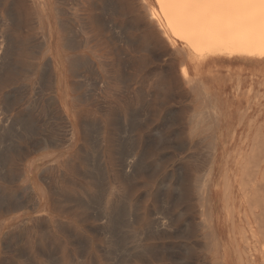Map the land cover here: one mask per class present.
<instances>
[{
  "label": "rangeland",
  "instance_id": "obj_1",
  "mask_svg": "<svg viewBox=\"0 0 264 264\" xmlns=\"http://www.w3.org/2000/svg\"><path fill=\"white\" fill-rule=\"evenodd\" d=\"M11 1L13 8L16 6L14 10L20 13L19 27H11ZM40 8L33 0H0V42L3 38L7 39L2 42L6 50L10 49V54L11 45L9 47L7 42L11 33L25 44L23 53L16 57L20 68L11 71L9 61V67L0 72V109L10 112L9 116L13 117L12 123L15 126L7 123L11 135L9 133L6 142L1 145L4 150L10 147L5 150L7 156L0 149V162L4 161L0 163V174L3 169L6 172V176L1 175L3 179L0 177V193L11 194L13 203L8 206L0 200L3 207L0 206V264H33L39 260L41 264H119L121 261V264H218L213 252L208 250L207 231L202 226V204L196 193L201 190L200 185L205 184L210 167L214 175L205 191L208 193L210 211L214 212L219 225L215 235L223 248L227 249V253L222 254L225 256V264H263L264 252L260 245L255 244L256 239H252L251 248L243 242L244 253L239 254L226 231L243 227L248 215L255 222L257 220V224L259 222L264 226V211L261 207L264 206V172H256L252 182L262 193L256 188L259 197L249 200L246 192L242 191L244 185L243 179L240 180L242 169L239 164L244 155L256 149V143L259 147L264 145V60L244 55L199 59L189 54H177L159 36L150 39V29L140 17L134 0H46V8ZM67 23L77 31L78 39L83 40L73 51L64 46L66 33L62 26ZM42 26L47 27V30L53 28L56 41L61 43L71 99L70 109L75 115V121L59 105L50 102L52 94L46 90L43 59L37 50L42 40ZM146 42L151 43L148 51L142 50L140 46ZM86 56L93 58L95 72L87 66H76L72 73V60H77L79 65ZM100 56L104 58L100 59ZM182 64L188 66L196 81L194 87L184 83ZM96 79L97 83L91 82ZM197 86L200 87L196 89ZM54 90L56 92V85ZM213 108L222 113L221 122H224L217 133L206 125L208 111ZM225 119L233 120L231 131L226 128ZM14 121L22 123L18 125ZM132 126L136 127L132 129ZM127 129L128 132L130 129L129 133ZM126 143H130L128 146L132 149ZM260 150L264 154V148ZM131 160L137 163L134 168ZM85 170H89L93 176L89 177L88 172H83ZM83 173L88 174L85 176ZM225 174L229 175L228 178ZM228 183L233 184V189L226 196L224 192ZM41 191L45 193L44 204L33 207L34 201L44 197ZM67 195L69 199L65 197ZM80 197L84 200H78ZM120 200L123 203H118ZM250 202L252 205H249ZM46 206L47 211H42ZM118 206L122 216H118ZM156 210H161V214ZM256 214H261L258 216L263 220ZM119 217H124L121 218L124 221ZM124 223H130V227L128 224L124 226ZM158 223L160 227L162 225L161 228H158ZM145 228L148 234L144 233ZM135 238L141 241L137 243ZM106 240H111L115 245ZM119 245L123 247L122 250ZM113 248L118 249L120 254L117 255ZM57 258L61 262H57Z\"/></svg>",
  "mask_w": 264,
  "mask_h": 264
},
{
  "label": "bare ground",
  "instance_id": "obj_2",
  "mask_svg": "<svg viewBox=\"0 0 264 264\" xmlns=\"http://www.w3.org/2000/svg\"><path fill=\"white\" fill-rule=\"evenodd\" d=\"M70 1V0H69ZM105 1V0H104ZM34 3H36L37 5L41 6L40 10H44L46 8V0H33ZM72 2V0H71ZM80 3V2H78ZM61 4V3H60ZM73 4V3H72ZM134 4L136 5V8H137V11L140 15V17L145 21L146 23V26L150 29V39L152 40V38H156V37H160L168 46H171L175 51L176 53L178 54H189V55H192L194 56L195 58H199V59H204L208 56H236V55H244V56H248V57H254V58H258L260 60H264V0H134ZM11 27L12 26H15V27H19L20 24H21V19H20V13L17 12L16 10H14V7L13 8V2L11 1ZM18 5V4H17ZM116 5V4H115ZM103 6L105 7L106 5L103 4ZM108 6V5H107ZM114 6V5H113ZM69 7V6H68ZM79 7V6H78ZM108 8V7H106ZM116 8V7H115ZM17 9V8H16ZM111 9V8H110ZM113 9V8H112ZM106 10V9H105ZM115 10V9H114ZM60 11V10H59ZM109 11V9L107 10ZM117 11V10H116ZM114 12V11H113ZM8 13V12H7ZM10 13V12H9ZM67 13V11L65 12ZM70 12L68 11V14ZM6 13H4V17H6L5 15ZM60 14V13H59ZM72 15V14H70ZM76 16V15H75ZM107 18V16H105ZM9 18V17H8ZM24 18V17H22ZM78 18V17H77ZM71 19V18H70ZM108 19V18H107ZM1 20V19H0ZM5 20V19H4ZM8 21V19H6ZM5 20V21H6ZM103 20V19H102ZM101 20V21H102ZM6 21V22H7ZM62 21V20H60ZM1 22V21H0ZM6 22L4 24H6ZM42 23V21H41ZM63 23V22H61ZM70 23V22H69ZM84 23V22H83ZM81 23V24H83ZM107 23V22H106ZM111 23V22H110ZM3 24V25H4ZM77 23H75L76 25ZM80 24V25H81ZM86 24V23H85ZM102 24V23H101ZM112 24V23H111ZM42 25V24H41ZM71 25V24H70ZM68 23L67 24H63V30L64 32L66 33V37L64 38V46L69 49V50H74L76 48V45L78 46L82 41H80V39H78V36H77V31L71 27ZM82 26V25H81ZM105 26V25H104ZM108 26V25H107ZM106 26V27H107ZM110 26H113V25H110ZM3 27V26H2ZM8 27V26H6ZM119 27V26H118ZM1 28V26H0ZM80 28V27H79ZM84 28V27H83ZM109 28V26H108ZM111 28V27H110ZM114 28V27H112ZM117 28V26H116ZM125 28V27H124ZM130 28V27H129ZM82 29V28H81ZM118 29V28H117ZM128 29V28H127ZM1 30V29H0ZM41 33H42V36H41V41L40 43L38 44L37 46V50H38V54L42 55V59H43V71H44V76H45V83H47L46 85V90L49 91L52 96L50 97V102L52 101V104L53 105H59L62 110H64V112L69 116V118L73 121H75V115L73 114V112L71 111L70 109V93H69V87H68V79H67V75H66V70H65V67H64V64H63V59H62V48H61V43L56 41V35H55V31L53 28H50L49 30H47V27H41ZM62 30V29H61ZM62 30V31H63ZM131 30V29H130ZM112 31V29H111ZM3 33V32H1ZM39 33V32H38ZM81 34V33H80ZM117 34V33H116ZM86 35V34H84ZM84 35H82L84 37ZM10 37V36H9ZM8 37V42H7V45L9 44V47L11 45V54H10V49H7L4 47V41L6 38H3V40L0 42V72L2 70H4L5 67H9V61H11V71H14L15 69H19L20 67L18 66V61L16 60V57L19 56L20 54L23 53L24 49V41L21 40V39H17L16 36H14L12 33H11V39ZM88 37V36H86ZM84 37V38H86ZM116 39V38H115ZM7 41V39H6ZM35 41V40H34ZM92 41V40H91ZM118 41V39H117ZM127 44V43H126ZM120 45V44H119ZM129 45V44H128ZM127 45V46H128ZM86 46V45H85ZM131 46V45H130ZM142 47V50H147L150 46H151V43L150 42H146L145 44L143 45H140ZM160 48V46H159ZM148 51V50H147ZM174 51V52H175ZM175 54V53H174ZM11 55V56H10ZM123 55V54H121ZM11 57V58H10ZM104 58V56H100V59L101 58ZM144 57V56H143ZM31 59V58H30ZM80 59V58H78ZM109 59V58H108ZM79 61V60H78ZM107 62V61H106ZM105 62V63H106ZM72 73L75 72L74 68L76 66H80V68L83 66H87L88 68L92 69L94 72H95V68H96V64L95 62L93 61V58L91 57H88L86 56L84 58V60L82 62H79V65H77V60L73 59L72 60ZM125 64V63H124ZM104 65V64H103ZM109 66V65H108ZM126 66V65H125ZM101 69V68H100ZM166 69V68H165ZM7 70V69H6ZM9 70V69H8ZM103 71V70H101ZM93 72V73H94ZM104 73V72H103ZM177 74V73H176ZM90 75V73H89ZM94 75V74H93ZM152 76V75H151ZM181 76H182V79L184 81V83L186 84V86H190V87H194L196 85V81L193 80L192 76H191V73L189 71V68L188 66H186L185 64L183 65L182 64V68H181ZM43 77V76H42ZM149 77V76H148ZM153 77V76H152ZM157 77V76H156ZM167 77V76H166ZM44 78V77H43ZM163 78V76H162ZM25 79V78H24ZM23 79V80H24ZM95 79V78H94ZM98 79V78H97ZM97 79L95 81H91V82H96ZM129 79V78H128ZM100 80V78H99ZM98 80V82H99ZM126 80V79H125ZM128 81V80H127ZM155 81V80H154ZM129 82V81H128ZM131 82V81H130ZM151 82V80H150ZM148 82V83H150ZM56 83V84H55ZM97 83V82H96ZM203 83V82H202ZM80 84V83H79ZM95 84V83H94ZM140 84V83H139ZM55 85H56V92H55ZM98 85V84H97ZM116 85V84H115ZM145 85V84H144ZM158 85V83H157ZM96 86V85H95ZM138 86V85H137ZM162 86H163V83H162ZM73 87V86H72ZM89 87V86H88ZM189 87V89H190ZM200 86H197V88H199ZM99 88V87H98ZM150 88V87H149ZM203 88V87H202ZM22 89V88H21ZM27 89V88H26ZM34 89V88H33ZM36 89V88H35ZM79 89V88H78ZM138 89V88H137ZM44 90V89H43ZM142 90V89H141ZM41 92V91H40ZM95 92V91H94ZM161 92V91H160ZM190 92V91H189ZM136 93V92H135ZM150 93V92H149ZM204 93V92H203ZM89 94V93H88ZM137 94V93H136ZM205 94V93H204ZM142 95V94H141ZM171 95V94H170ZM92 96V95H91ZM131 96V95H130ZM144 96V95H143ZM86 97V96H85ZM139 97V96H138ZM137 97V98H138ZM145 97V96H144ZM173 97V96H172ZM34 98V97H33ZM89 98V97H88ZM87 98V99H88ZM10 99V98H9ZM142 99V98H141ZM1 100V99H0ZM145 100V99H144ZM7 101V100H6ZM121 101V100H120ZM204 102V100H202ZM9 102V100L7 101ZM11 102V101H10ZM9 102V103H10ZM28 102V101H27ZM142 102V101H141ZM147 102V101H146ZM208 102V101H207ZM102 103V102H101ZM210 103V102H208ZM10 105V104H9ZM35 105V104H34ZM36 106V105H35ZM140 106V104H139ZM190 107V106H189ZM33 108V107H32ZM184 109V108H183ZM139 110V109H138ZM182 110V109H181ZM145 112V111H144ZM10 113V112H9ZM9 113H7V109H3L1 108L0 109V149L2 148V144L3 142L5 143V138L7 137V135L10 133L11 135V128H9L10 126H14V124L12 123L13 122V117L9 116ZM222 113L219 112L217 109L213 108V109H210L208 111V114H207V122H206V125H207V128L208 129H212L213 132H216L218 131V129H220L221 127H223V124L224 122H221V115ZM53 115V114H52ZM127 115V114H126ZM142 115V114H140ZM144 115V114H143ZM164 115V114H163ZM169 115V114H168ZM171 115V114H170ZM147 116V115H146ZM172 116V115H171ZM173 117V116H172ZM128 118H130V115H128ZM144 118V117H143ZM168 118V117H167ZM57 119V118H56ZM146 119V118H145ZM122 120V119H121ZM140 120V119H139ZM168 120V119H167ZM174 120V118H173ZM128 122V120H126ZM189 121V120H188ZM14 122H17L18 121H14ZM21 122V121H20ZM126 122V124H127ZM130 122V121H129ZM139 122V121H138ZM191 122V121H190ZM188 122V123H190ZM7 123H12L10 126L7 125ZM16 123V124H17ZM22 123V122H21ZM21 123H18V125ZM34 123V122H33ZM131 123V122H130ZM129 123V124H130ZM166 123V122H165ZM187 123V124H188ZM202 123V122H201ZM241 123V122H240ZM140 124H141V121H140ZM140 124H136V125H140ZM143 124V123H142ZM141 124V125H142ZM170 124V123H168ZM225 124H226V128L231 131V128L233 126V120L231 119H225ZM17 125V126H18ZM32 125V124H31ZM30 125V126H31ZM46 125V124H45ZM134 125H135V122H134ZM16 126V128H17ZM51 126V125H50ZM53 126V124H52ZM60 126V125H59ZM127 126V125H126ZM163 126V125H162ZM165 126V125H164ZM196 126V125H195ZM28 127V126H27ZM26 127V128H27ZM58 127V126H57ZM119 127V126H118ZM121 127V126H120ZM129 126H127L128 128ZM134 126H132V129H133ZM136 127V126H135ZM134 127V128H135ZM197 127V126H196ZM15 128V129H16ZM19 128V127H18ZM30 128H33V127H30ZM56 128V127H55ZM93 128V126H92ZM91 128V129H92ZM95 128V127H94ZM93 128V129H94ZM98 128V126H97ZM125 128V127H124ZM160 128H161V125H160ZM165 128V127H164ZM195 128V127H194ZM14 129V130H15ZM21 129V128H20ZM20 129H18V132L19 134L21 133L20 132ZM29 129V128H27ZM51 129H53L51 127ZM50 129V130H51ZM131 129V130H132ZM207 129V130H208ZM17 130V129H16ZM55 130V129H54ZM58 130V129H57ZM122 130V129H121ZM160 130V129H159ZM31 131V130H30ZM70 131V130H69ZM88 131V130H87ZM91 131V130H90ZM126 131V129L124 130ZM195 131V129H194ZM29 132V131H28ZM43 132V131H42ZM127 132H128V129H127ZM129 132H130V129H129ZM128 132V133H129ZM156 132V130H155ZM126 133V132H125ZM126 133V134H128ZM215 133V134H216ZM93 133H91L92 135ZM158 134V132H157ZM34 135V134H33ZM125 135V134H124ZM123 135V136H124ZM21 136V134H20ZM94 136V135H93ZM116 136V135H115ZM123 136H119V137H123ZM127 136V135H126ZM133 136V135H132ZM200 136V135H199ZM11 137V136H10ZM16 137V135H15ZM22 137V136H21ZM96 137V136H95ZM98 137V136H97ZM96 137V138H97ZM134 137V136H133ZM172 137V136H171ZM17 138V137H16ZM49 138V137H48ZM94 138V137H93ZM126 138V137H125ZM132 138V137H131ZM130 138V139H131ZM7 139V138H6ZM36 139V138H35ZM122 139V138H121ZM165 139V138H163ZM215 139V136L214 138ZM34 140V138H33ZM123 140V139H122ZM143 140V139H142ZM162 139H160L161 141ZM172 140V139H171ZM203 140V138H202ZM201 140V141H202ZM9 141V140H8ZM13 142L15 141L14 140V136H13ZM35 141V140H34ZM33 141V142H34ZM94 141V140H93ZM92 141V142H93ZM121 141V140H120ZM130 141V140H129ZM134 141V140H133ZM150 141V140H149ZM165 141V140H163ZM261 140H259L258 143H260ZM31 142V143H33ZM68 142V140H67ZM104 142V141H103ZM125 142H128L127 140ZM135 142V141H134ZM166 142L168 143V141L166 140ZM257 142V141H255ZM118 143V142H117ZM122 143V142H120ZM130 143H133V142H130ZM129 143V144H130ZM136 143V142H135ZM154 143V142H153ZM165 143V142H164ZM174 143V142H173ZM176 143V142H175ZM8 143H6L7 145ZM123 144V143H122ZM127 146L129 145L128 143H126ZM186 144V143H185ZM200 144V143H199ZM209 144V143H208ZM17 145V144H16ZM134 145V144H133ZM198 145V143L196 144ZM212 145V144H211ZM254 145V144H253ZM121 146V145H120ZM124 146V145H123ZM147 146V144L145 145ZM175 146V145H174ZM195 146V145H194ZM208 147L210 145H207ZM214 146V145H212ZM211 146V147H212ZM252 146V145H251ZM6 147V146H5ZM19 147V146H18ZM95 146H93L94 148ZM126 147V145H125ZM129 148H131L130 146H128ZM134 147V146H133ZM178 147V146H177ZM256 143V149H253V150H250L249 153H247V155H244L242 161L239 163L240 164V167L242 169V173H241V179H243V187H242V191L244 190V192H246V196H247V199L251 200V199H254L256 198L258 194L262 193V191L260 190V188L256 187L257 189H259V191H257V189L253 186L252 182L254 181L253 178H256L255 177V174L257 172L259 173H262L264 172V154L262 153V151L260 150V148H264V145L263 147H259ZM15 148V147H13ZM10 149V147H6L5 150H8ZM16 149V148H15ZM18 149V148H17ZM24 149V148H23ZM127 149V148H125ZM132 149V148H131ZM137 149V148H136ZM209 149H213V148H210ZM2 150H4L2 148ZM4 150V151H5ZM13 150V149H11ZM122 150V148H121ZM128 150V149H127ZM130 150V149H129ZM201 150V149H200ZM1 151V150H0ZM16 151V150H15ZM18 151V150H17ZM16 151V152H17ZM123 151V150H122ZM133 151V150H132ZM9 152V151H8ZM127 152V151H126ZM128 152H131V151H128ZM135 152V151H134ZM143 152V151H142ZM145 152V151H144ZM210 152V151H209ZM2 153V152H1ZM6 153V155H5ZM4 153V156H7V151H5ZM88 153V152H86ZM118 153V152H117ZM121 153V152H120ZM209 154V153H208ZM127 155V154H126ZM130 155V153H129ZM141 155V154H139ZM189 155V154H188ZM194 155V153H193ZM200 155V154H199ZM210 155V154H209ZM208 155V156H209ZM123 156V154H122ZM134 157V153L132 155ZM138 156V155H137ZM167 156V155H166ZM179 156V155H178ZM187 156V155H186ZM2 157H3V154H2ZM44 157V156H43ZM132 157V158H133ZM139 157V156H138ZM144 157V156H143ZM176 157V156H175ZM189 157H191L189 155ZM194 157V156H193ZM197 157V156H196ZM200 157V156H199ZM85 158V157H84ZM120 158V157H119ZM117 158V159H119ZM126 158V157H125ZM131 158V159H132ZM141 158V156L139 157V159ZM161 158V157H160ZM164 157H162L163 159ZM188 158V157H187ZM2 159V158H0ZM124 159V158H123ZM138 159V160H139ZM185 159V158H184ZM202 159V157H201ZM6 160V158H5ZM85 160V159H84ZM115 160V159H114ZM122 160V159H120ZM119 160V161H120ZM129 160V159H128ZM136 160V159H135ZM206 160V159H205ZM210 160V159H209ZM208 160V161H209ZM2 161V160H0ZM118 161V162H119ZM132 161V160H131ZM160 161V160H158ZM193 161V160H191ZM207 161V160H206ZM4 162V161H3ZM2 162V163H3ZM123 162V161H122ZM121 162V163H122ZM125 162V161H124ZM127 162V160H126ZM133 162V161H132ZM142 162V161H141ZM202 162V161H201ZM1 163V162H0ZM1 163V164H2ZM102 163V162H101ZM120 163V164H121ZM206 163V162H205ZM90 163H88L89 165ZM103 164V163H102ZM128 164H129V161H128ZM133 164V167L134 168V162L132 163ZM141 165V163H138ZM5 165V163L3 164ZM87 165V164H86ZM87 165V166H88ZM100 165V164H99ZM144 165V164H143ZM147 165V164H146ZM145 165V166H146ZM196 165V164H195ZM202 166V165H201ZM91 167V166H90ZM96 167V165L94 166ZM116 167V166H115ZM124 167V166H123ZM127 167V166H126ZM142 167V166H141ZM198 167V166H197ZM1 168V167H0ZM97 168V167H96ZM122 168V166H121ZM128 168H129V165H128ZM137 168H140L139 166ZM150 168V167H149ZM176 168V167H175ZM194 168V167H193ZM2 169H3V166H2ZM1 169V170H2ZM105 170V168H103ZM136 170V169H135ZM135 170H132V171H135ZM4 169H3V172L2 174L5 175L4 173ZM127 171V170H126ZM125 171V172H126ZM138 171V170H137ZM136 171V172H137ZM182 171V170H181ZM196 171V170H195ZM83 172H88L90 174V171L88 170H85ZM130 172V171H129ZM144 172V171H143ZM149 172V170H148ZM176 172V171H175ZM81 170H80V174H81ZM88 173H85L86 175ZM92 173V172H91ZM124 173V172H123ZM133 173V172H132ZM0 174V177L1 175ZM84 174V173H83ZM84 174V175H85ZM182 174V172L180 173ZM83 175V176H84ZM85 175V176H86ZM92 174L89 175V177L91 176ZM127 175V174H126ZM130 175V174H129ZM128 175V176H129ZM132 175V174H131ZM213 175H214V170L213 168L210 167V170L208 172V177L206 178V181H205V184L202 186V184L200 185V188H201V192H196L197 195L199 196L200 200H201V212H202V216H203V220H202V226L206 229L207 233H206V236H207V246H208V250H210V252H213L214 254V257L217 259L218 261V264H225V256L223 257L222 254L225 252L227 253V249L226 248H223V245L222 243L217 239L216 235H215V232H216V229L218 230L217 226L218 225V222L216 220V217L214 215V212L210 211V203H209V200H208V193L205 191L206 188H208V185L209 183L212 182V179H213ZM226 175V176H225ZM224 176L226 178H228L229 175L225 174ZM93 176V175H92ZM125 176V175H124ZM127 176V177H128ZM202 176V175H201ZM18 177V176H17ZM2 179L4 177H1ZM7 178V177H6ZM47 178V177H46ZM88 178V176H87ZM130 178V177H128ZM182 178V177H180ZM14 179V178H12ZM19 179V178H18ZM97 180V178H95ZM112 179V178H111ZM132 179V178H131ZM130 179V180H131ZM179 179V177H178ZM201 179V178H200ZM221 179V178H220ZM262 179V178H261ZM5 180V179H4ZM48 180V179H46ZM114 180V179H113ZM135 180V178H134ZM180 180V179H179ZM202 181V180H201ZM204 181V180H203ZM231 181V180H230ZM263 181H264V178H263ZM8 182V181H7ZM49 182V181H48ZM112 182V181H111ZM127 182V181H126ZM131 182V181H130ZM181 182V181H180ZM52 183V182H51ZM100 183V182H99ZM113 183V182H112ZM257 183V182H256ZM261 183V182H259ZM98 184V182L96 183ZM105 184V183H104ZM116 184V183H115ZM127 184V183H126ZM131 184V183H130ZM134 184V183H133ZM242 184V183H241ZM263 184V182L261 183ZM101 185V183H100ZM99 185V186H100ZM166 185V184H165ZM240 185V184H239ZM264 185V184H263ZM36 186V184H35ZM107 186V185H106ZM121 186V185H120ZM132 186V185H131ZM167 186V185H166ZM176 186V185H175ZM259 186V185H258ZM129 187V185H128ZM164 187V186H163ZM245 187V188H244ZM248 187V189L246 188ZM250 187V188H249ZM95 188V187H94ZM97 188V187H96ZM95 188V189H96ZM99 188V187H98ZM124 188V187H122ZM198 188V189H200ZM263 190H264V187H262ZM105 189V188H104ZM109 189V188H108ZM125 189V188H124ZM163 189V188H162ZM197 189V190H198ZM232 189H233V184L231 183H228L227 186L225 187V195L228 196L229 194L232 193ZM101 190V189H100ZM129 191V189H127ZM126 190V193L128 192ZM237 190V189H236ZM239 190V188H238ZM248 190V191H247ZM99 191V190H97ZM105 191V190H104ZM104 191L102 192V195L104 193ZM132 191V190H131ZM174 191V190H173ZM179 191V190H178ZM42 192V195L44 197H42L41 199H39V201L36 200V202L34 201L33 203V207H39L43 201L45 200V193L43 191ZM121 192V191H120ZM164 192V191H163ZM177 192V191H176ZM181 192V191H180ZM108 193V192H107ZM129 193V192H128ZM200 193V195L198 194ZM41 194V193H40ZM98 194V193H97ZM125 192L122 194L124 196ZM162 194V192H161ZM86 195V194H85ZM89 195V194H87ZM116 194H114L115 196ZM121 195V194H120ZM196 195V196H197ZM256 195V196H255ZM63 196V195H62ZM74 196V195H73ZM72 196V197H73ZM105 196V195H104ZM225 196V197H226ZM255 196V197H254ZM28 197V196H27ZM26 197V198H27ZM67 197L68 199L70 197L65 196ZM78 197V196H77ZM118 197V195H117ZM121 197V196H119ZM143 197V196H142ZM176 197V196H175ZM259 197V196H258ZM18 198V197H17ZM29 198V197H28ZM27 198V199H28ZM91 198V197H90ZM98 198V197H96ZM95 198V199H96ZM105 198V197H104ZM199 198H198V201H199ZM14 199V197H13ZM65 199V198H64ZM114 199V198H113ZM120 199V198H119ZM130 199V198H129ZM128 199V200H129ZM163 199H164V196H163ZM260 201H261V197L259 198ZM0 200H2V204H3V201L6 205L8 206H11V194H3V193H0ZM19 200V199H18ZM72 200V199H71ZM75 200V198H74ZM78 200H84L83 197ZM104 200V199H103ZM106 200V199H105ZM122 200H123V197H122ZM162 200V199H161ZM158 199V201H161ZM175 200V199H174ZM257 200V199H256ZM65 201V200H64ZM67 201V199H66ZM77 200H75V203H76ZM88 201V199H87ZM100 201V200H99ZM127 201V200H126ZM139 201V200H137ZM136 201V202H137ZM164 201V200H163ZM166 201V200H165ZM25 202V200H24ZM68 202V201H67ZM70 202V200H69ZM73 202V200H72ZM79 202V201H78ZM81 202V201H80ZM84 202V201H83ZM90 201H88L89 203ZM110 202V201H109ZM123 203V201L120 200V202L118 203ZM169 202V201H168ZM252 202V201H251ZM250 202L249 205H252V203ZM256 202H259V201H256ZM1 203V202H0ZM16 203V202H15ZM19 203V202H18ZM22 203V202H21ZM20 203V206H23L22 204ZM97 203V202H96ZM162 203V202H161ZM164 203V202H163ZM166 203V202H165ZM247 203V202H246ZM264 203V202H263ZM4 204V205H5ZM44 204V203H43ZM77 204V203H76ZM75 204V205H76ZM87 204V203H86ZM126 204V203H125ZM124 204V205H125ZM137 204V203H136ZM256 204V203H255ZM5 205V207H7ZM17 205V204H16ZM28 205V204H27ZM69 205V204H68ZM79 205V203L77 204V206ZM94 205V204H93ZM96 205V204H95ZM115 205V204H114ZM173 205V204H172ZM260 205V203H259ZM1 206V204H0ZM30 206V205H28ZM89 206V205H87ZM98 206V205H97ZM110 206V204L108 205ZM165 205H163L162 207H164ZM169 206V205H168ZM254 206V205H253ZM2 207V206H1ZM72 207V206H71ZM70 207V208H71ZM74 207V205H73ZM83 207V205H82ZM81 207V208H82ZM127 207L129 208V206L127 205ZM135 207V206H133ZM250 207V206H249ZM248 207V208H249ZM262 207V210L264 211L263 207L264 206H261ZM3 208V207H2ZM31 208V207H30ZM116 208V207H115ZM113 207V209H115ZM119 208V206H118ZM124 208V207H123ZM136 208V207H135ZM5 209H8V208H5ZM14 209V208H13ZM89 209V207H88ZM101 209V208H100ZM109 209V208H108ZM107 209V210H108ZM127 209V208H126ZM132 209V208H131ZM165 209V208H164ZM4 210V209H3ZM92 210V208H91ZM95 210V209H94ZM93 210V211H94ZM106 210V209H105ZM116 210V209H115ZM120 210L117 209V212H118V216L119 214L122 216V214L118 211ZM42 211H47V206L43 208ZM98 211V210H97ZM100 211V210H99ZM102 211V209H101ZM137 211H138V207H137ZM161 211V210H160ZM160 211H157L156 212H160ZM171 211V210H170ZM200 211V210H199ZM110 212V210H109ZM113 212V211H112ZM126 212V211H125ZM128 212V210H127ZM165 212V210H164ZM167 212V210H166ZM250 212V211H249ZM261 212V211H260ZM259 212V213H260ZM130 213V212H129ZM132 213V212H131ZM163 213V211H162ZM168 213V212H167ZM171 213V212H170ZM246 213V212H245ZM90 214V213H88ZM92 214V213H91ZM90 214V215H91ZM95 215V212L93 213ZM107 214V212H106ZM114 214V213H113ZM112 214V215H113ZM151 214H154V213H151ZM161 214V212H160ZM166 214V213H165ZM251 214V213H250ZM262 214V213H261ZM261 214H256L255 216H258V215H261ZM111 215V213H110ZM126 215V214H125ZM124 215V216H125ZM131 215V214H130ZM141 216V214H139ZM157 215L159 216V214L157 213ZM163 215V214H162ZM169 215V214H168ZM96 216V215H95ZM132 216V215H131ZM130 216V217H131ZM154 216V215H152ZM164 216V215H163ZM162 216V217H163ZM171 216V215H170ZM169 216V217H170ZM262 216V215H261ZM104 217V216H103ZM133 217V216H132ZM155 217V216H154ZM166 217V216H165ZM163 217V218H165ZM172 217V216H171ZM94 218V217H92ZM96 218V217H95ZM120 218V217H119ZM119 218H114V219H119ZM122 219L124 217H121ZM120 218V219H121ZM156 218V217H155ZM161 218V216H160ZM258 218H260L258 216ZM101 219V218H100ZM111 219V218H109ZM121 219V220H122ZM125 219V218H124ZM127 219V217H126ZM129 219V217H128ZM131 219V218H130ZM129 219V220H130ZM139 219V218H138ZM171 219H174V218H171ZM262 219V218H260ZM102 220H104L102 218ZM112 220V219H111ZM129 220H125V221H129ZM132 220V219H131ZM134 220V219H133ZM153 220H156V219H153ZM165 220V219H164ZM188 220V219H187ZM263 220V219H262ZM3 221V220H2ZM1 221V222H2ZM100 221V220H99ZM97 221V222H99ZM120 221V220H119ZM124 220H122L123 222ZM136 221V220H134ZM260 221V220H259ZM109 222H113V221H110ZM121 222V221H120ZM152 222V221H150ZM156 222V221H155ZM166 221H164L165 223ZM172 222V221H171ZM170 222V223H171ZM21 223V222H20ZM57 223H59L57 221ZM104 223V222H103ZM110 223V225H111ZM153 223V222H152ZM160 223V222H159ZM158 223V225H159ZM168 224V222H166ZM188 223V222H187ZM262 223L264 224V221H262ZM62 224V223H61ZM108 223H106L107 225ZM113 224V223H112ZM125 224L128 226L130 225V223H124L123 225L125 226ZM135 224V222H134ZM157 224V223H155ZM42 225V224H41ZM55 225V224H54ZM60 225V223H59ZM63 225V224H62ZM100 225V224H99ZM99 225H98V232L100 231L99 230ZM109 225V226H110ZM122 225V226H123ZM157 225V226H158ZM173 225V224H172ZM2 226V224H1ZM93 226V225H92ZM105 226V225H104ZM114 226V225H113ZM152 226V224L150 225ZM149 226V227H150ZM61 227V226H60ZM96 227V226H95ZM107 229H109L108 226H106ZM130 227V226H129ZM160 227V225L158 226V228ZM162 227V225H161ZM160 227V228H161ZM164 227V225H163ZM168 227V226H167ZM62 228V227H61ZM97 228V227H96ZM155 229V225L153 227ZM182 228V227H181ZM180 228V229H181ZM1 229V228H0ZM92 229V228H91ZM106 229V228H105ZM104 229V230H105ZM106 229V230H107ZM116 229V228H115ZM163 229V228H162ZM161 229V230H162ZM169 229V227H168ZM171 229V228H170ZM169 229V230H170ZM179 229V230H180ZM183 229V228H182ZM26 230V229H25ZM97 230V229H96ZM106 230L104 232H106ZM146 230V228H145ZM174 230V229H173ZM178 230V229H177ZM109 231V230H108ZM149 231V230H148ZM152 231V230H151ZM154 231V230H153ZM152 231V232H153ZM44 232V230L42 231ZM117 232V231H116ZM123 232V230H122ZM155 232V231H154ZM160 232V231H159ZM179 232V231H178ZM177 232V233H178ZM219 232V231H218ZM226 232H229V235L232 239V243L234 244V246L236 245L237 247V250L239 252V254H243L244 252L242 251V243H246L248 248H251L252 247V243H253V240L252 239H256V242L255 244H258L260 245L261 247V250L264 252V226L262 227V225L258 222L257 224V220L256 222L251 218L250 215L247 216V219H246V223H244L243 227H241L240 229H236L235 227L234 228H231L229 231H226ZM25 233V232H24ZM28 233V232H27ZM100 233V232H99ZM98 233V234H99ZM133 233V232H132ZM142 233V232H141ZM144 233H147V230L146 232ZM168 233V232H167ZM43 234V233H42ZM102 234V233H101ZM108 234V233H107ZM106 234V235H107ZM110 234V233H109ZM112 234V232H111ZM118 234V232H117ZM148 234V233H147ZM100 235V234H99ZM135 235V234H134ZM153 235V234H152ZM119 236H121V234L119 233ZM130 236H131V233H130ZM138 236V235H137ZM139 236H140V233H139ZM146 236V235H145ZM205 236V235H204ZM5 237V236H4ZM17 237V236H16ZM34 237V236H33ZM74 237V236H72ZM71 237V238H72ZM107 237V236H106ZM124 238V236H122ZM127 237V236H126ZM142 237V236H141ZM75 238V237H74ZM117 238V236L115 237ZM132 238H133V235H132ZM140 238V237H139ZM143 238V237H142ZM112 239V238H111ZM114 239V237H113ZM121 239V238H119ZM124 240V239H123ZM132 240V239H131ZM138 239L135 238V241H137ZM144 240V239H142ZM80 240L78 239V242ZM107 241V240H106ZM115 241V240H113ZM121 241V240H120ZM139 241L141 240H138L137 243H139ZM17 242V241H15ZM105 242V241H104ZM108 243H113L110 241H107ZM106 242V243H107ZM194 242V241H193ZM81 243V242H80ZM83 243V242H82ZM119 243V242H118ZM130 244H133V242H129ZM11 244V243H10ZM20 244V243H18ZM115 245V243H113ZM122 244V243H120ZM162 244V243H161ZM5 245V244H3ZM16 245V244H14ZM81 245V244H80ZM124 245V244H123ZM196 245V244H195ZM205 245V244H204ZM202 244V246H204ZM13 246V244H12ZM11 246V247H12ZM113 246V245H112ZM111 246V247H112ZM121 245H119L120 247ZM131 246V245H130ZM137 246V245H136ZM206 246V245H205ZM204 246V247H205ZM15 247V246H14ZM118 247V246H117ZM116 247V248H117ZM138 247V246H137ZM140 247V246H139ZM138 247V248H139ZM199 247V246H198ZM19 248V247H17ZM21 248V247H20ZM122 246L120 248V250H122ZM134 248V246H133ZM159 248V247H158ZM12 249V248H11ZM111 249V248H110ZM114 249V248H113ZM132 249V248H131ZM136 249V248H135ZM140 249H142V247H140ZM146 249V247H145ZM170 249V248H169ZM177 249V248H176ZM13 250H15L13 248ZM18 250V249H17ZM16 250V251H17ZM20 250V249H19ZM22 250V249H21ZM20 250V251H21ZM107 250V249H106ZM115 250V249H114ZM124 250V249H123ZM150 250V249H149ZM154 250H156L154 248ZM105 251V250H104ZM109 251V250H108ZM116 251V254L119 253ZM152 251V249H151ZM166 251V250H165ZM172 251V250H171ZM170 251V252H171ZM168 252V250H167ZM169 252V253H170ZM23 253V252H22ZM27 253V252H25ZM87 253V252H86ZM103 253H107V252H103ZM114 253V252H113ZM127 253V252H126ZM136 253V252H135ZM138 253V251H137ZM177 253V252H176ZM175 253V254H176ZM21 254V252H20ZM29 254V253H28ZM27 254V255H28ZM85 254V253H84ZM111 254V253H109ZM115 254V255H116ZM120 254V253H119ZM134 254V253H133ZM173 254V253H172ZM264 254V253H263ZM19 255V254H17ZM22 255V254H21ZM47 255V254H45ZM44 255V256H45ZM51 255V254H50ZM79 255V253H78ZM77 255V257H78ZM114 255V256H115ZM118 255V254H117ZM125 254H123L122 256H124ZM135 255V254H134ZM143 255V254H142ZM157 255V254H156ZM168 255V254H166ZM83 256V255H82ZM81 256V257H82ZM109 256V255H108ZM111 256V255H110ZM136 256V255H135ZM202 256V255H201ZM47 257V256H46ZM51 257V256H50ZM107 257V256H106ZM120 257V256H119ZM122 257V258H123ZM128 257V256H127ZM131 257V256H130ZM134 257V256H133ZM204 257V256H203ZM246 257V256H245ZM52 258V257H51ZM54 258V256H53ZM56 258V257H55ZM112 258V257H111ZM117 258V256H115V259ZM126 258V257H125ZM138 259L140 257H137ZM264 258V257H263ZM25 259V258H24ZM58 259V258H57ZM57 259H55L57 261ZM83 259V258H81ZM113 259V258H112ZM144 259V258H142ZM59 260V259H58ZM78 260H79V257H78ZM243 260V259H242ZM26 261V260H24ZM51 261H54L51 259ZM80 261V260H79ZM109 261H112V260H109ZM119 261V258L118 260H116V262ZM129 261V260H128ZM127 261V262H128ZM131 261V260H130ZM133 261V260H132ZM28 262V261H27ZM30 262V261H29ZM57 262H61L60 260L57 261ZM125 262V261H124ZM123 262V263H124ZM125 262V263H127ZM180 262V261H179ZM186 262V261H185ZM25 264V262H23ZM31 263V262H30ZM52 263V262H51ZM55 263V262H53ZM52 263V264H53ZM112 263V262H111ZM121 262H119V264H121ZM177 263V262H176ZM189 263V262H188ZM27 264V263H26ZM33 264H41V261H37L36 263L34 262ZM50 264V263H49ZM57 264V263H56ZM93 264V263H91ZM113 264V263H112ZM264 264V263H263Z\"/></svg>",
  "mask_w": 264,
  "mask_h": 264
}]
</instances>
